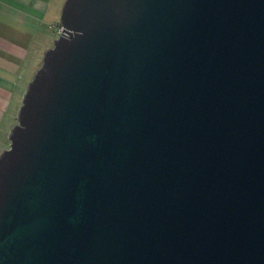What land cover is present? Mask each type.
Instances as JSON below:
<instances>
[{"label": "water", "instance_id": "1", "mask_svg": "<svg viewBox=\"0 0 264 264\" xmlns=\"http://www.w3.org/2000/svg\"><path fill=\"white\" fill-rule=\"evenodd\" d=\"M0 157V264H264V0H68Z\"/></svg>", "mask_w": 264, "mask_h": 264}, {"label": "crops", "instance_id": "2", "mask_svg": "<svg viewBox=\"0 0 264 264\" xmlns=\"http://www.w3.org/2000/svg\"><path fill=\"white\" fill-rule=\"evenodd\" d=\"M68 0H0V157L46 53L55 46Z\"/></svg>", "mask_w": 264, "mask_h": 264}, {"label": "built area", "instance_id": "3", "mask_svg": "<svg viewBox=\"0 0 264 264\" xmlns=\"http://www.w3.org/2000/svg\"><path fill=\"white\" fill-rule=\"evenodd\" d=\"M65 30V27L63 25L59 26V28L57 29V34L59 37L63 36L65 34L66 31Z\"/></svg>", "mask_w": 264, "mask_h": 264}, {"label": "rangeland", "instance_id": "4", "mask_svg": "<svg viewBox=\"0 0 264 264\" xmlns=\"http://www.w3.org/2000/svg\"><path fill=\"white\" fill-rule=\"evenodd\" d=\"M64 1H65V0H64ZM60 26H61V25H60ZM58 28H59V27H58ZM58 28H57V29H58ZM58 38H59V36H58Z\"/></svg>", "mask_w": 264, "mask_h": 264}]
</instances>
